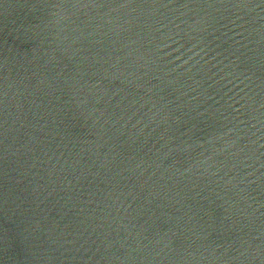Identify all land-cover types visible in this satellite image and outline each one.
Segmentation results:
<instances>
[{
  "label": "water",
  "instance_id": "water-1",
  "mask_svg": "<svg viewBox=\"0 0 264 264\" xmlns=\"http://www.w3.org/2000/svg\"><path fill=\"white\" fill-rule=\"evenodd\" d=\"M0 264H264V0H0Z\"/></svg>",
  "mask_w": 264,
  "mask_h": 264
}]
</instances>
